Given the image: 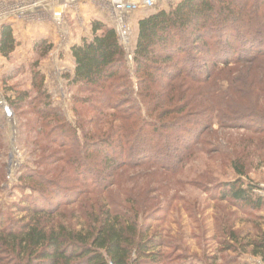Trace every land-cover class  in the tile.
Instances as JSON below:
<instances>
[{
	"label": "trees",
	"instance_id": "1",
	"mask_svg": "<svg viewBox=\"0 0 264 264\" xmlns=\"http://www.w3.org/2000/svg\"><path fill=\"white\" fill-rule=\"evenodd\" d=\"M92 32L72 47L75 68L65 76L77 89L74 123L52 104L39 70L32 90H5L27 119L21 141L35 144L38 163L20 171L14 185L30 193L0 204V264H166V240L152 221L167 208L144 199L139 179L180 173L216 123L228 128L242 120V128L264 134L263 112L236 105L242 79L257 97L264 94V79L254 77L264 59V0H182L156 10L139 21L131 53L115 27L94 21ZM17 45L12 25H2L0 54L9 57ZM44 45L48 54L46 40L35 50ZM4 149L0 130V190ZM234 165L247 176L245 165ZM146 167L153 170L137 173ZM224 195L242 208H264V198L241 180ZM255 246L264 257V242Z\"/></svg>",
	"mask_w": 264,
	"mask_h": 264
},
{
	"label": "rangeland",
	"instance_id": "2",
	"mask_svg": "<svg viewBox=\"0 0 264 264\" xmlns=\"http://www.w3.org/2000/svg\"><path fill=\"white\" fill-rule=\"evenodd\" d=\"M181 1L158 0L154 8L147 10L151 13L160 9L169 10ZM54 2L55 0H0V21H3L0 25H12L18 43L9 57L0 54V102H3V107L0 106V130L4 134L5 149L2 152L7 164L6 181L0 190V204L6 206L18 203L24 193H30L29 190L23 192L14 189V185L20 171L36 167L38 162L33 152L38 148L32 142L22 143L25 136L22 134L21 122L26 118H20L12 109L7 102L5 90L10 87H16V91L32 90L33 73L39 70L45 77V89L51 96L54 107L59 108L70 122L76 121L72 97L77 95V89L69 86L65 78L66 73L74 72L71 58L65 52H55L56 43L65 42L67 39L68 15L64 7L54 9L53 4L48 8ZM106 2L101 1V4L110 8L111 4ZM60 4L65 3L63 1ZM56 13H63L60 23ZM135 13L122 16L130 29L128 43H122L130 53L133 52L136 37L131 24ZM120 16L113 14V22L108 25L118 30L117 21ZM41 25L47 30L50 29V35H55L58 40L56 43L52 41V37L41 38V33H49ZM92 36L84 38L91 39ZM41 40L52 45L48 54L45 53L47 45L35 50L36 43ZM257 65L260 76L254 77L259 83V78L264 79V59L259 60ZM245 83L242 79L239 84L243 87V94L237 96L241 97V100L236 101V105L239 104L237 111L248 110V114L251 113L249 111L263 112L264 115V94L257 97L251 91L253 86ZM222 85V91L229 86L226 80ZM258 86L260 85L255 84L254 87ZM135 89L137 91V87ZM6 105L12 111L11 118L4 112L8 108ZM235 117L237 116H233L232 120ZM249 117L246 121L254 120L257 125L258 120ZM34 118L36 116L31 114L28 119ZM237 122H232L228 128H221L216 123L212 129L206 131L203 144L192 155L187 156L189 161L182 164L184 168L180 173L156 178L154 182L150 176L139 179V190L145 195L144 199H153L151 205L157 204L159 209L167 208L159 213L162 220L152 221L155 231L160 232L166 240L165 247L161 249L168 256L166 264H264V257L254 253L255 243L264 242V208L259 211L242 208L239 204L226 200L224 195L229 184L241 180L244 187H253L255 195L264 198V158L260 156L264 155V134L257 135L242 128V120ZM191 126L194 130L197 129L195 123ZM42 145L44 142L39 147ZM235 163L240 167L245 165L247 176L240 177L237 174ZM152 170L146 167L137 173Z\"/></svg>",
	"mask_w": 264,
	"mask_h": 264
},
{
	"label": "crops",
	"instance_id": "3",
	"mask_svg": "<svg viewBox=\"0 0 264 264\" xmlns=\"http://www.w3.org/2000/svg\"><path fill=\"white\" fill-rule=\"evenodd\" d=\"M63 1L65 4L63 5L60 4L63 3ZM101 1L104 2L107 1L106 3H110L111 4L110 8H107L106 6L104 7L101 4ZM129 1L140 2L141 0H61L60 2L59 0H55V2L50 4L48 8L54 4L53 5L54 9L58 7H64L66 9V14L68 15L67 17L68 27L66 30L67 39L65 42L56 43L58 41L57 38L55 37V35H50V33L52 32L50 31V29L48 30L45 29L46 27L44 25L41 26L44 27V30L48 31L49 33L43 32L41 33L40 36L41 38H46V39H50V37H52L54 39L52 41L57 44L55 48V52L57 54L59 52L60 53L65 52L66 55L69 58H71V63L74 69L75 66L73 64L74 61L71 55V49L73 46L79 45L84 37H89L93 35L92 29L90 28V24L95 20L101 21L103 23L111 24L112 21L111 17L113 14H115V12L112 9V5L119 2H129ZM98 3H100L101 5ZM150 14L151 12H149V10H147L146 8H142L141 10L137 11L134 15L135 17L133 19V23H131L132 26L134 27L136 34L134 47L137 41L138 23L141 19L149 16ZM1 22L3 23V21H0V24ZM11 23L14 24L13 21H11ZM22 25H28V24L22 23Z\"/></svg>",
	"mask_w": 264,
	"mask_h": 264
},
{
	"label": "built area",
	"instance_id": "4",
	"mask_svg": "<svg viewBox=\"0 0 264 264\" xmlns=\"http://www.w3.org/2000/svg\"><path fill=\"white\" fill-rule=\"evenodd\" d=\"M158 0H141L140 2H119L112 5V9L115 12V14L121 15L120 20L117 21L118 23V32L120 35L121 41L124 43H128V33L130 31L129 26L126 21L123 19V15H129L131 13L137 12L141 10L142 8H154L157 5ZM56 17L58 18L59 23L61 22L63 18V13H56ZM130 59L132 57L130 56ZM5 105V104H4ZM0 106L3 107V102H0ZM7 106V105H6ZM9 107V106H7ZM4 110V109H3ZM4 112L7 114L9 118L12 117V112L9 110V108H6Z\"/></svg>",
	"mask_w": 264,
	"mask_h": 264
},
{
	"label": "water",
	"instance_id": "5",
	"mask_svg": "<svg viewBox=\"0 0 264 264\" xmlns=\"http://www.w3.org/2000/svg\"><path fill=\"white\" fill-rule=\"evenodd\" d=\"M8 108H9V110H11L10 107H8ZM11 112H12V111H11Z\"/></svg>",
	"mask_w": 264,
	"mask_h": 264
}]
</instances>
